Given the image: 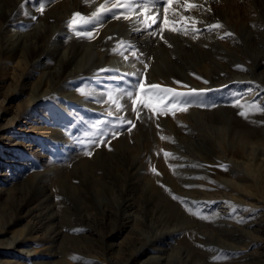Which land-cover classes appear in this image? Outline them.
Instances as JSON below:
<instances>
[{"label": "rangeland", "instance_id": "rangeland-1", "mask_svg": "<svg viewBox=\"0 0 264 264\" xmlns=\"http://www.w3.org/2000/svg\"><path fill=\"white\" fill-rule=\"evenodd\" d=\"M188 2L198 8L185 10L184 0L173 5L192 18L184 35L160 32L161 0L148 13L157 18L152 27L140 23V8L94 19L105 0H0V142L17 143L6 153L11 159L0 151V261L41 264L62 247L64 264H123L119 245L153 228L170 231L162 247L176 264H264V112L245 118L235 106H264V0ZM173 8L170 21L179 19ZM120 12L130 18L115 19ZM76 13L93 18L78 30L94 39L76 35ZM215 23L223 27L208 31ZM58 69L70 76L56 78ZM138 79L202 94L184 97L192 105L186 112L141 108L139 119L124 99L125 111L116 115L135 127L113 128L119 121L107 115L114 107L106 94ZM98 124L118 135L89 144ZM192 158L196 176L188 173ZM221 201L233 205L231 215L220 213ZM122 210L126 228L110 233Z\"/></svg>", "mask_w": 264, "mask_h": 264}, {"label": "snow or ice", "instance_id": "snow-or-ice-1", "mask_svg": "<svg viewBox=\"0 0 264 264\" xmlns=\"http://www.w3.org/2000/svg\"><path fill=\"white\" fill-rule=\"evenodd\" d=\"M162 10H163V21L161 23L160 32L162 33L165 29L178 33V34H188V23L187 21L192 18H185L181 16L173 5H179V0H161ZM185 10H192L198 8V5L194 3H189L188 0H184ZM135 8H140L141 12L137 13L139 16H143L144 19L140 21L145 27H152V25L157 23L156 15L149 16V12H153L155 9V0H105V3L100 5L97 12L94 14V19H98L102 14L112 10V9H129L134 10ZM173 8L172 16L177 17L179 19H169V9ZM43 12L44 7L41 6L39 9ZM123 17L124 19H129L130 16L125 14L124 12L118 13L114 18L120 19ZM93 18H84L79 13L74 14L72 20L70 21V26L73 28L77 36H85L88 39L93 38L92 32H81L78 29L82 28L89 22L90 19ZM183 20L185 23H180ZM150 21V23H149ZM193 24L197 23L196 21H192ZM223 26L219 23L208 25V31H213L214 29H220ZM193 32H198L199 29H196L194 26L191 28ZM151 35H156V32L150 33ZM226 35H232V33H226ZM223 38V37H221ZM163 39V36H161ZM171 45H169L170 47ZM135 56V52L132 53ZM127 59V57H125ZM147 67V65H145ZM102 71H108L107 69ZM199 79V77H197ZM179 84L180 82H176ZM207 83V81H204ZM202 93L198 92L195 89H192L188 93H181L172 88L163 87L160 84H149L146 83L143 79H138L134 85H131L128 89L124 90L122 93H113L109 92L106 94V102L110 104V106L114 107V111H109L107 113L108 116H114L118 124L111 125L113 128L123 127L125 124L131 125L128 128V131H131V128L135 127V124L131 120H125L123 116L116 115V113H120L125 111V105L121 101L127 99L131 101L132 111L135 112L137 119L141 116V108L147 109L153 115H167L170 111L173 115L176 112H186L187 109L192 106L191 101L184 99V97L192 96V95H201ZM202 106V105H200ZM243 109L240 112L241 116L247 118L250 112H264V106L257 105L255 103L249 104H241L237 101L236 105ZM102 123H108V121H102ZM93 128L96 129L95 132L90 133L91 136L97 137L96 139L90 140L89 144H96L97 146L105 143H110V139L116 138L118 135L115 131L105 132L102 131L98 125H93ZM89 135V134H86ZM102 137V139L100 138ZM161 139H165V137H161ZM87 146V145H86ZM87 155H91V152L86 153ZM171 154L165 153V156H169ZM226 170V168H225ZM155 171V169H153ZM159 174V173H157ZM174 199L176 197H173Z\"/></svg>", "mask_w": 264, "mask_h": 264}, {"label": "bare ground", "instance_id": "bare-ground-1", "mask_svg": "<svg viewBox=\"0 0 264 264\" xmlns=\"http://www.w3.org/2000/svg\"><path fill=\"white\" fill-rule=\"evenodd\" d=\"M201 8V7H200ZM153 13V12H152ZM125 34V33H124ZM142 34V33H141ZM142 36V35H141ZM4 38V37H3ZM73 38V37H72ZM138 38V37H137ZM11 39V38H10ZM94 39V38H93ZM131 39V37H130ZM3 41V39H1ZM12 41V40H11ZM130 41V40H129ZM140 41V40H139ZM138 41V42H139ZM142 42V41H141ZM3 43V42H2ZM4 43H5V40H4ZM7 43V42H6ZM5 43V44H6ZM135 43V42H134ZM133 41H132V44H134ZM131 44V43H130ZM8 45V44H7ZM39 47V46H37ZM126 48V47H125ZM144 48V47H143ZM10 49V48H9ZM151 49V48H150ZM121 51V50H120ZM51 55V54H50ZM95 59V58H94ZM59 63V62H58ZM174 64V63H173ZM61 67V66H60ZM65 68V67H64ZM66 69V68H65ZM59 70V69H58ZM57 70V71H58ZM63 70V69H62ZM69 70V69H68ZM177 70V68H176ZM55 71V70H54ZM59 73L60 70L58 71ZM57 72V73H58ZM73 72V71H71ZM179 72V71H178ZM56 73V72H55ZM62 75V76H61ZM67 76H70V72H65V73H61L58 75V77L56 78H59V77H67ZM185 76V75H184ZM51 77V76H50ZM55 77V76H53ZM182 77V75H181ZM56 80V79H55ZM187 82V81H186ZM185 87V86H184ZM169 88V87H168ZM177 91V90H176ZM77 103V102H76ZM30 105V104H29ZM80 106V105H79ZM28 107V106H27ZM93 108V107H92ZM143 110V109H142ZM146 113V112H145ZM27 114V113H26ZM25 115V113H24ZM152 115V114H151ZM177 115V114H176ZM171 116V115H170ZM163 117V116H162ZM176 117V116H175ZM25 118V117H24ZM171 118V117H170ZM167 119V118H166ZM181 119V118H180ZM21 120V119H20ZM182 120V119H181ZM151 121V120H150ZM164 121V120H163ZM19 121H15V123H18ZM39 122V121H38ZM157 122V121H156ZM154 123V122H153ZM13 124V122H12ZM40 124V123H39ZM139 125V124H138ZM41 126V125H40ZM165 126V125H164ZM153 127V126H152ZM151 127V128H152ZM27 128V127H26ZM30 128V127H29ZM154 128V127H153ZM163 128V126H162ZM2 129H5V128H2ZM18 129V128H17ZM16 129V130H17ZM166 130V129H165ZM23 131L25 130H22V129H18L17 132L18 133H23ZM38 131V130H37ZM155 131V130H154ZM168 132V131H167ZM31 133V132H30ZM45 133V132H44ZM56 133V132H55ZM59 134V133H57ZM56 134V136H57ZM171 134V133H170ZM168 134V135H170ZM49 135V134H48ZM51 135V134H50ZM134 135V134H133ZM171 136V135H170ZM53 137V136H52ZM138 138V137H137ZM58 139V138H57ZM6 140V139H5ZM8 140V139H7ZM11 140V139H10ZM48 140V139H47ZM135 140V139H134ZM121 141V140H120ZM137 141V140H136ZM17 142V141H16ZM64 142V141H63ZM123 142V141H122ZM135 142V141H134ZM65 143V142H64ZM133 143V142H132ZM16 144L17 143H11L9 141H5V143L3 141L0 142V151H2V155H4V157H8L9 159H11L12 155L10 156H7L8 154L6 153H11L13 150L16 149ZM126 144V142L124 143ZM129 144V143H128ZM134 144V143H133ZM33 145V144H32ZM65 145V144H64ZM132 145V144H131ZM20 149V148H19ZM42 149V148H41ZM29 150V148L27 149ZM122 150V149H121ZM125 150V148H124ZM127 150V149H126ZM125 150V151H126ZM129 150V149H128ZM30 152V151H29ZM33 154V153H32ZM45 154V153H44ZM34 156V155H33ZM176 156V155H175ZM178 156V155H177ZM180 156H182L180 154ZM186 156V155H185ZM183 156V157H185ZM180 158V159H184V158ZM47 158V157H46ZM35 160V158H34ZM179 160V159H178ZM10 162V161H9ZM16 163V162H15ZM133 164V163H132ZM131 164V165H132ZM181 164V163H180ZM188 164V163H187ZM189 164L191 165L189 168V174H191L192 176H196L197 174L200 173V169L198 168V160L195 159V158H192L191 161H189ZM189 166V165H188ZM134 167V166H133ZM136 168V167H135ZM135 170V169H134ZM140 173V172H138ZM135 174V173H134ZM187 174V173H186ZM138 175V174H137ZM185 175V174H184ZM8 176V175H7ZM50 176V175H49ZM139 176V175H138ZM191 177V176H190ZM2 180H6V173L5 172H0V181ZM41 180V179H40ZM135 181V180H134ZM168 182V181H167ZM186 182V181H185ZM189 182V181H188ZM134 183V182H133ZM177 183V182H176ZM191 185H196V180L193 179L190 181ZM62 184V183H61ZM10 185V184H9ZM199 186V185H197ZM5 187V186H4ZM130 187V186H129ZM132 187V186H131ZM36 190V193L37 194H41L42 191L39 189V187H36L35 188ZM129 190V188H128ZM142 190V189H141ZM124 191V190H123ZM5 192V188L4 189H1L0 188V194ZM48 192V191H47ZM152 192V191H151ZM156 192V191H155ZM158 192V191H157ZM161 192V191H160ZM198 192V191H197ZM44 194V193H42ZM48 194V193H47ZM154 194V193H153ZM46 195V194H45ZM66 195V194H65ZM64 195V196H65ZM199 195V194H198ZM3 196V195H2ZM160 196V194H159ZM205 196V195H203ZM45 197V196H44ZM50 197V196H49ZM73 197V195H72ZM127 197V196H126ZM151 197V196H150ZM169 197V196H168ZM207 197V196H206ZM211 197V196H210ZM186 198V197H185ZM197 198V197H196ZM208 198V197H207ZM38 199V198H37ZM68 199V198H66ZM65 199V200H66ZM71 199V198H70ZM155 199V198H154ZM183 199V197H182ZM191 199V198H190ZM203 199V198H201ZM209 199V198H208ZM207 199V200H208ZM73 200H74V203L77 205L80 204V199L78 200V198L76 199V196L73 197ZM145 200V199H144ZM180 200V198H179ZM188 200V199H187ZM192 200V199H191ZM206 200V199H205ZM151 201V200H150ZM190 201V200H189ZM195 201V199H194ZM198 201V200H196ZM30 202V201H29ZM36 202V201H35ZM98 202V201H97ZM101 202V201H99ZM165 202V201H164ZM188 202V201H186ZM185 202V203H186ZM228 202V201H227ZM227 202H222L221 201V204L218 205V208H220V213L223 212L225 214H230V211L232 207H230L232 204H229ZM28 203V202H27ZM124 203V202H123ZM193 203V202H192ZM82 204V203H81ZM120 204V203H119ZM125 204V203H124ZM159 204V202H158ZM168 204V203H167ZM188 204V203H187ZM190 204V203H189ZM82 206V205H81ZM100 206V205H99ZM203 206V205H202ZM233 206V205H232ZM147 207V206H146ZM145 207V208H146ZM161 208V207H160ZM120 209V208H119ZM202 209V207H201ZM200 209V210H201ZM206 209V208H205ZM82 210V209H81ZM207 210V209H206ZM157 211V210H156ZM113 212V211H112ZM115 212V211H114ZM113 212V213H114ZM126 211L125 210H122L119 215L117 216L116 218V221H115V225L113 226L112 230L110 231V233H113V232H118V231H121L122 229H125L126 228V219H127V214L125 213ZM219 212V211H218ZM116 215V213H115ZM131 215V214H130ZM143 215V213H142ZM224 215V214H223ZM231 215V214H230ZM81 216V214H80ZM114 216V214L112 215ZM145 216V215H144ZM222 216V215H221ZM140 217V216H139ZM110 218V217H109ZM82 219V218H81ZM84 219V218H83ZM144 219L146 220V218L144 217ZM143 219V220H144ZM148 220V218H147ZM146 220V221H147ZM230 220V219H228ZM113 221V220H112ZM145 221V222H146ZM80 222V221H79ZM128 222V221H127ZM81 223V222H80ZM83 223V222H82ZM143 222H141L142 224ZM224 223V222H223ZM78 224V223H77ZM135 225V224H134ZM227 225V224H226ZM128 226V225H127ZM74 227V226H73ZM82 227V226H81ZM85 227V226H84ZM129 227V226H128ZM150 227V226H149ZM70 228V226H69ZM136 228V226H135ZM147 228V227H146ZM145 229V228H144ZM91 230V229H89ZM85 231V230H84ZM129 231V230H128ZM87 232V231H86ZM89 232V231H88ZM64 233V232H63ZM109 233V234H110ZM124 233V232H123ZM176 233V232H175ZM114 234V233H113ZM133 235V234H132ZM131 233L130 235H128L123 243L121 245H119L118 249L119 251L122 253V255L124 254L126 256V260L123 264H133V263H137L136 260H139L140 263L138 264H176V261L175 259L171 256V255H168V254H164V249H163V245H164V241L170 237V231H162V232H155L153 230V228H148V230H145L144 233H140L141 235V240L136 242L137 240V236L134 238V236H132ZM178 235V234H177ZM123 237V236H122ZM67 239V238H66ZM171 240V239H170ZM166 242V241H165ZM115 247V246H114ZM109 249V248H108ZM69 250V249H68ZM114 250V249H113ZM64 248L62 247H59L56 249V253L54 254H49L48 258L52 257L53 259L51 261H48V260H44L41 262V264H64ZM67 251V250H66ZM120 253V254H121ZM42 254V253H41ZM30 255V254H29ZM44 255L45 252H44ZM121 255V256H122ZM56 257V259H54ZM80 259V262L79 264H84L85 263H88V264H98L96 261L94 262H89L88 260H85V259H82V258H79ZM82 259V260H81ZM257 260V259H256ZM258 261V260H257ZM29 264H33V262L31 263L30 260H28ZM108 262H110L109 264H117L116 261L112 260V259H108ZM262 262V261H261ZM0 264H7L6 262L4 263L3 261H0ZM39 264V263H38Z\"/></svg>", "mask_w": 264, "mask_h": 264}]
</instances>
